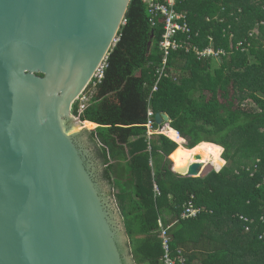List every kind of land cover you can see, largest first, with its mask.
<instances>
[{
  "label": "trees",
  "instance_id": "16d2710c",
  "mask_svg": "<svg viewBox=\"0 0 264 264\" xmlns=\"http://www.w3.org/2000/svg\"><path fill=\"white\" fill-rule=\"evenodd\" d=\"M176 9L187 13L191 45L224 49L223 62L216 67L214 56L199 59L182 47L171 51L160 78L164 22L152 26L147 2L131 0L90 106L80 115L75 102L72 113L94 129L137 264L163 263L159 217L170 226L173 256L185 264H264V1L184 0ZM149 107L170 116L168 136L182 146L163 134L147 137ZM201 143L199 162L217 168L224 148L226 166L205 177L179 174L196 161L188 155ZM191 196L203 211L185 219Z\"/></svg>",
  "mask_w": 264,
  "mask_h": 264
},
{
  "label": "water",
  "instance_id": "95a60500",
  "mask_svg": "<svg viewBox=\"0 0 264 264\" xmlns=\"http://www.w3.org/2000/svg\"><path fill=\"white\" fill-rule=\"evenodd\" d=\"M130 3L0 0V264H137L98 147L72 113ZM213 170L195 161L184 176Z\"/></svg>",
  "mask_w": 264,
  "mask_h": 264
},
{
  "label": "built area",
  "instance_id": "2783aa9c",
  "mask_svg": "<svg viewBox=\"0 0 264 264\" xmlns=\"http://www.w3.org/2000/svg\"><path fill=\"white\" fill-rule=\"evenodd\" d=\"M144 1L147 2L150 8L151 25L156 26L159 19H162L164 22V33L162 35V40L160 41V45H159L163 57H162L161 67L158 68L157 70L160 78L165 74V69L169 61V56L172 50H176L182 47L186 48L187 51H190L192 49L196 52L199 59L207 58L211 56L215 57L219 54H225L224 52H220V50L215 51L211 47L200 50L197 47H193L191 45L192 30L187 21V13L180 12L176 9L177 5L182 3L184 0H144ZM125 23H126V19L123 21V25ZM179 33L186 34L187 38L179 40L177 38ZM118 40H119V35L116 37L115 43ZM108 58H109V54L104 58V60L96 70L89 86L86 88L84 92L81 93V95L75 101L78 103V111L80 115L81 113L84 112V110H86L90 106L95 89L97 85L102 82L105 76V71L106 68L108 67ZM152 90H153L152 92L158 90V81H156ZM80 115L78 116L74 115V116L78 118L80 117ZM155 115L156 112L154 111L153 107H149L148 122L146 124L147 137L149 139H151L152 136L155 134H164L161 132L162 128H164L166 125H170L168 123L163 127H158V124L155 120ZM148 148L149 150H151L150 144ZM150 165L151 166L153 165L152 157L150 159ZM154 192L155 195L157 196L161 194V190L156 182H154ZM202 211H203L202 208H199L195 205L194 196H191V199L184 205V211L182 212L181 217L185 219L194 218L197 217L200 213H202ZM242 219L244 221H249V219L246 217H242ZM169 230H170V226L166 225L163 222L162 217H159L157 231L159 234V238L161 239L162 248H163L162 264H185L186 263L185 258H177L172 254L171 243L173 241V236ZM250 230H251V226L246 225L245 231H250Z\"/></svg>",
  "mask_w": 264,
  "mask_h": 264
},
{
  "label": "rangeland",
  "instance_id": "374dc122",
  "mask_svg": "<svg viewBox=\"0 0 264 264\" xmlns=\"http://www.w3.org/2000/svg\"><path fill=\"white\" fill-rule=\"evenodd\" d=\"M254 1H256L257 3H259V2H262V1H264V0H254ZM181 12H183V11H181ZM208 22H210L209 19H208ZM252 31H253L252 34H253V33H255V34L259 33V30H258V29H253ZM231 36H232V35H231ZM231 46H232V44H231ZM234 49H236V48H234ZM234 49H232V50H234ZM220 52H224V53H226V51H225L224 49L220 50ZM222 60H223V59H222L219 55L215 56V59H214L215 63H214V65H215L216 67H218V66L220 65V63L223 62ZM244 103L250 105L251 107H256V106L254 105V103H253L250 99H247ZM84 123H85V122H84ZM165 124H168V122L165 123ZM83 125H84V124H83ZM82 128H83V129H85V128H86V129H89V130H87V131H88V134H89V136H90V138H91V133L93 132L94 129H90V128L85 127V126H82ZM157 132H158V131H157ZM155 135H158V134H155ZM155 135H153V136H155ZM153 136H152V137H153ZM170 139H171V138H170ZM186 142H187V141H186V139H185L184 146H185ZM149 144H150V143H149ZM178 145H179V144H178ZM223 153H224V152H223ZM223 153H222V157H223ZM171 154H172V153H171ZM189 155H190L192 158H195L197 161L204 159V156H205V143H201V144L198 145L196 148L192 149V150L189 152ZM189 155H188V158L191 159ZM170 156H171V155H170ZM173 162H174V161H173ZM226 164H227V161H226ZM226 164H225L224 166H226ZM224 166H223V167H224ZM223 167H222V168H223ZM222 168L218 169V168H215V167H214V170L217 171V172H219ZM237 168H238V167H235L234 170L238 171ZM216 169H217V170H216ZM186 172H187V171H186Z\"/></svg>",
  "mask_w": 264,
  "mask_h": 264
},
{
  "label": "crops",
  "instance_id": "0c3cea01",
  "mask_svg": "<svg viewBox=\"0 0 264 264\" xmlns=\"http://www.w3.org/2000/svg\"><path fill=\"white\" fill-rule=\"evenodd\" d=\"M173 129V128H172ZM170 131V130H169ZM177 131V130H176ZM178 132V131H177ZM179 133V132H178ZM180 135V134H179ZM178 146H182V145H178ZM184 147V146H183ZM222 147V146H221ZM223 149V151H224V148H222ZM223 151H222V153H223ZM222 153H221V158H222V160H223V162L220 164V165H218V166H216L218 169H220V168H222L225 164H226V160L225 159H223V157H222ZM190 156V155H189ZM171 157V156H170ZM190 158L192 159V160H196L195 158H192L191 156H190ZM197 161V160H196ZM193 162H195V161H193ZM192 163V162H191ZM191 163H189V165L191 164ZM203 163H205V165L206 164H210V163H206V162H203ZM188 170H189V166H188ZM188 170H187V172H188ZM175 171V170H174ZM177 172V171H176ZM187 172L186 173H180V174H182V175H185V174H187ZM115 193H117V191H115ZM116 197V196H115ZM124 219V218H123ZM129 246H130V249L132 250V248H131V245H130V238H129ZM195 264H197L199 261L198 260H195V261H193Z\"/></svg>",
  "mask_w": 264,
  "mask_h": 264
},
{
  "label": "bare ground",
  "instance_id": "6f19581e",
  "mask_svg": "<svg viewBox=\"0 0 264 264\" xmlns=\"http://www.w3.org/2000/svg\"><path fill=\"white\" fill-rule=\"evenodd\" d=\"M85 122V123H84ZM84 124V125H83ZM82 126H85V127H88V122L87 121H83L82 122ZM170 127L169 125H166L164 128H162L161 132L166 134V135H169L170 134ZM174 129V128H173ZM179 134V133H178ZM205 164V163H204ZM190 166V165H189Z\"/></svg>",
  "mask_w": 264,
  "mask_h": 264
},
{
  "label": "clouds",
  "instance_id": "9594fccd",
  "mask_svg": "<svg viewBox=\"0 0 264 264\" xmlns=\"http://www.w3.org/2000/svg\"><path fill=\"white\" fill-rule=\"evenodd\" d=\"M169 124H170V122H169ZM166 125V124H165ZM170 126V125H169ZM158 127H160L159 125H158ZM171 127V126H170ZM164 135V134H163ZM168 137V136H167ZM171 140H173V139H171ZM174 142H176L175 140H173ZM177 143V142H176ZM178 144V143H177ZM169 158H170V155H169Z\"/></svg>",
  "mask_w": 264,
  "mask_h": 264
}]
</instances>
